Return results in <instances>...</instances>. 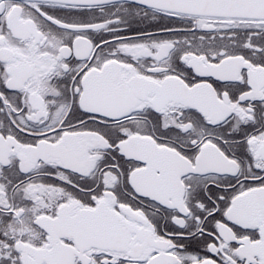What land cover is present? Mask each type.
Instances as JSON below:
<instances>
[{
  "label": "snow or ice",
  "instance_id": "obj_1",
  "mask_svg": "<svg viewBox=\"0 0 264 264\" xmlns=\"http://www.w3.org/2000/svg\"><path fill=\"white\" fill-rule=\"evenodd\" d=\"M0 264H264V0H0Z\"/></svg>",
  "mask_w": 264,
  "mask_h": 264
}]
</instances>
